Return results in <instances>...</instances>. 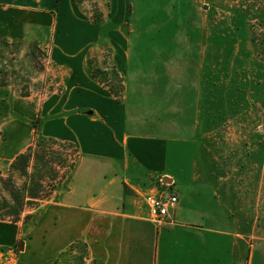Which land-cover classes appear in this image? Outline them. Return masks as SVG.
<instances>
[{
	"label": "rangeland",
	"instance_id": "rangeland-1",
	"mask_svg": "<svg viewBox=\"0 0 264 264\" xmlns=\"http://www.w3.org/2000/svg\"><path fill=\"white\" fill-rule=\"evenodd\" d=\"M125 3L122 49L102 34L91 77L119 102L127 89L128 101L146 113L163 112L172 92V116L189 129L180 136L187 141L169 142L167 172L186 176L187 203L208 216L202 232L168 233L164 245L184 253L186 264L195 251L197 264H264V0ZM69 4L84 24H110L111 0ZM57 13L49 33L0 35V219L11 222L34 220L78 157L67 142L47 139L39 119L75 86L53 55ZM179 59L186 67L173 64ZM181 68L176 82L170 73ZM27 152L28 162L12 165ZM195 171L201 179L191 183ZM225 230L235 231V251ZM53 264L92 261L78 241Z\"/></svg>",
	"mask_w": 264,
	"mask_h": 264
},
{
	"label": "crops",
	"instance_id": "crops-1",
	"mask_svg": "<svg viewBox=\"0 0 264 264\" xmlns=\"http://www.w3.org/2000/svg\"><path fill=\"white\" fill-rule=\"evenodd\" d=\"M69 2L0 0V35L7 37L46 28L49 33L56 23L53 10H58L53 55L75 86L51 111L40 113L39 119L47 139L71 142L78 153L72 172L34 220L0 219V264L53 263L78 241L85 244L92 264H186L184 253L164 243L168 233L202 232L203 219L208 218L201 208L187 203L185 195L192 185L185 183L186 176H174L166 168L169 142L187 141L180 136L189 128L172 116V92L167 91L169 101L163 112L146 113L128 101L127 89L119 102L101 92L91 77L92 59L100 51L94 43L102 34L122 49L121 24L129 13L125 0H111L110 24L100 27L82 23ZM107 16L105 23H109ZM184 48L193 49L191 44ZM178 62L173 64L187 65L181 59ZM183 72L181 68L170 74L177 82ZM137 93L143 96L142 89ZM199 179L193 172L191 183ZM150 192L178 196L163 222L149 216L144 198ZM222 233L232 235L235 251V231ZM197 261L195 251L191 263Z\"/></svg>",
	"mask_w": 264,
	"mask_h": 264
},
{
	"label": "built area",
	"instance_id": "built-area-1",
	"mask_svg": "<svg viewBox=\"0 0 264 264\" xmlns=\"http://www.w3.org/2000/svg\"><path fill=\"white\" fill-rule=\"evenodd\" d=\"M144 201L150 218L157 222H163L169 214V209L177 204L178 196L172 192H150L145 195Z\"/></svg>",
	"mask_w": 264,
	"mask_h": 264
},
{
	"label": "trees",
	"instance_id": "trees-1",
	"mask_svg": "<svg viewBox=\"0 0 264 264\" xmlns=\"http://www.w3.org/2000/svg\"><path fill=\"white\" fill-rule=\"evenodd\" d=\"M69 145H71L74 149H75V151H76V148H75V146H74V144L73 143H71V142H67ZM77 152V151H76ZM30 156H31V154L29 153V152H27V153H20V154H18L17 156H16V158H15V161L12 163V165L13 166H15L16 165V163L19 161V160H24V161H26V162H28L29 161V159H30ZM12 212H14V213H17L18 212V210L16 209V210H12ZM62 255V254H61ZM61 255L53 262V263H55L56 261H58L59 260V258L61 257ZM52 263V264H53Z\"/></svg>",
	"mask_w": 264,
	"mask_h": 264
}]
</instances>
